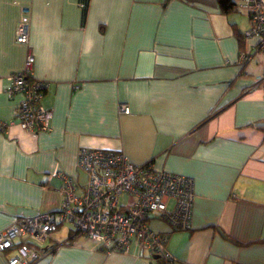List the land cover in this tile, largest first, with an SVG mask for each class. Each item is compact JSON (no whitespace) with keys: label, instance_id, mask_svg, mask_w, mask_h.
<instances>
[{"label":"crops","instance_id":"0c3cea01","mask_svg":"<svg viewBox=\"0 0 264 264\" xmlns=\"http://www.w3.org/2000/svg\"><path fill=\"white\" fill-rule=\"evenodd\" d=\"M23 8L28 44L16 39ZM249 25L218 0H0V121L16 117L21 97L6 90L29 54L50 113L46 131H0V231L60 208L59 171L82 194L79 150L109 149L193 178L187 229L149 220L168 233L172 264H264V84L254 87L264 67L239 62L257 42L243 36ZM57 244L33 264H166L136 246L108 253L68 223Z\"/></svg>","mask_w":264,"mask_h":264},{"label":"built area","instance_id":"2783aa9c","mask_svg":"<svg viewBox=\"0 0 264 264\" xmlns=\"http://www.w3.org/2000/svg\"><path fill=\"white\" fill-rule=\"evenodd\" d=\"M239 11L249 18L244 38H255L251 51H241L239 62L246 65L261 57L264 67V0H235ZM17 41L28 44L30 24L28 8H23ZM32 54L26 57L24 68L9 76L7 94L20 96L15 119L0 121V131L6 132L14 124L26 131L49 129L50 113L42 104L48 81L34 78ZM264 84V75L255 86ZM121 113H129L126 104ZM78 166L87 174L88 181L82 194L76 192L75 179L59 171L63 200L56 211L33 216L17 217L12 225L0 231V251H8L9 264H33L52 254L60 243L49 246L51 235L61 224H71L76 233L85 235L108 253H129L133 246L140 255L159 256L166 264L175 261L167 250L168 233L149 226L151 218L165 221L170 231L190 226L195 198L193 178L158 170L152 162L136 164L123 151L82 147L78 152ZM126 196L125 199L122 197ZM173 203L171 206L170 203Z\"/></svg>","mask_w":264,"mask_h":264},{"label":"trees","instance_id":"16d2710c","mask_svg":"<svg viewBox=\"0 0 264 264\" xmlns=\"http://www.w3.org/2000/svg\"><path fill=\"white\" fill-rule=\"evenodd\" d=\"M218 2L222 11L225 13H229L237 8L235 0H218ZM259 242H264V240Z\"/></svg>","mask_w":264,"mask_h":264}]
</instances>
